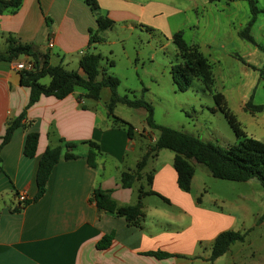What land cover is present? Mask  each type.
Wrapping results in <instances>:
<instances>
[{
  "label": "crops",
  "instance_id": "obj_1",
  "mask_svg": "<svg viewBox=\"0 0 264 264\" xmlns=\"http://www.w3.org/2000/svg\"><path fill=\"white\" fill-rule=\"evenodd\" d=\"M96 1L101 14L114 23L111 29L99 33L98 44L106 43L111 51L128 37L144 41L158 37L169 41L183 32L185 41L199 47L203 54L210 56V52H218L236 60L240 72L249 79L229 87L240 110L245 112L244 106L251 99L258 104L252 91L260 83L259 74L264 68V0H256L262 12L251 29L254 43L244 42L239 35L251 17L249 5L243 0ZM97 29V17L83 0H24L15 13L0 15V52L6 49V38L14 36L37 46L41 54L48 53L52 65L63 66L74 61L79 65L82 55L101 53L95 51L96 45H90V32ZM143 40L139 39V44L143 45ZM26 60L30 59L21 57L19 62ZM58 61L59 64H54ZM13 64L0 62V264H204L209 261L208 252L214 240L233 226V217L205 206L192 190L186 192L179 187L174 153L165 155L160 150L153 159L157 161L163 156L159 165L149 172L143 170L144 176L150 173L153 176L151 187L144 180L130 189L122 186V172L134 171L145 154L143 141H139L142 134L150 132L149 142L157 139L147 122L142 131L135 128L136 138L132 141L108 115L101 97L94 99L76 90L63 100L42 97L27 110L22 121L27 127L20 126L11 140L2 145L7 120L18 118L31 97L30 89L21 85V74ZM246 84L251 85L248 90ZM225 89L221 86L220 92L224 93ZM224 95L229 103L230 95ZM134 110L144 111L139 113L147 117L143 108ZM251 116L262 132L259 137L264 139V113ZM30 132L40 136L35 158L24 154ZM62 140L76 143L73 153L78 157L62 159L53 167L43 197L16 211L23 205L19 195L25 194L26 200L36 196L41 158L47 148L61 145ZM87 142L100 147L94 168L87 162L90 151ZM138 151L140 157L134 166L128 167V155ZM66 152L63 149V154ZM142 185L145 192L151 190L157 195L143 196L144 218L140 226H130L122 217L101 212L91 200L93 190L100 187L110 191L119 205L133 206L138 202ZM105 236L112 237L110 244L100 249L98 245ZM153 252L171 256L147 255Z\"/></svg>",
  "mask_w": 264,
  "mask_h": 264
},
{
  "label": "trees",
  "instance_id": "obj_2",
  "mask_svg": "<svg viewBox=\"0 0 264 264\" xmlns=\"http://www.w3.org/2000/svg\"><path fill=\"white\" fill-rule=\"evenodd\" d=\"M24 0H0V15L10 12L15 13L22 6ZM91 8L92 13L97 17L98 29L90 32V45H97L101 42L99 33L109 30L114 23L101 14V7L96 0H83ZM247 2L250 8L251 17L246 28L239 32L241 40L254 43L251 35V29L256 22L257 17L262 12L258 7L256 0H243ZM48 24L51 20L48 19ZM184 33L178 32L172 36V42L178 50L180 57L179 63L171 68L173 83L180 93L189 90L194 80H200L205 89L211 94L215 101V108L220 112L231 130L236 136V142L222 147L213 142H204L191 134L170 129L166 126L157 124L154 120V109L142 96L141 98L129 96H120L118 89L120 86L119 78L108 75L107 69L102 71L100 67L103 58L100 53L91 52L82 55L79 60V68L83 73L74 70L69 71L61 64L52 65L48 53L41 54L39 48L31 43H23L14 36L6 38V49L0 52V62H19L21 57H28L34 64L32 71L20 72L21 85L28 87L31 92L29 102L23 113L18 118H10L6 122V132L3 137L2 145L8 143L15 130L22 125L26 119L27 110L38 102L42 97H56L63 100L70 96L76 90H82L89 97L100 99L103 88L110 91V99L106 103L108 115L113 117L120 128L125 130L130 140H135L136 130L133 125L126 120L115 116V108L118 104H124L128 108H143L147 112L146 122L148 129L156 131L158 137L154 144L150 143L149 152L144 154L137 164V168L131 172H122L121 183L123 188L130 189L136 182L144 180L148 187L153 182L152 174L143 175V170L147 166L149 155H156L160 150H169L174 153V168L177 174L179 187L186 192H191L194 172H196L189 158H192L197 164L203 165L215 179L249 182L253 179L264 189V143L249 136L242 128L237 116L228 107L226 97L223 93L215 89V74L209 59L201 52L196 45L188 44L184 39ZM113 67L114 64H111ZM264 76V68L261 69ZM48 79L44 84L42 81ZM146 89H144V92ZM245 112L252 115L264 113V104H254L251 99L246 106ZM27 127V126H26ZM143 138H146L142 134ZM148 140V138H146ZM40 136L35 132H30L24 145V154L29 158H35L37 154ZM61 145L47 148L43 154L40 165H38L36 182L37 194L31 200H26L23 205L16 209L20 211L31 203L39 201L46 192L48 181L54 166L62 160H72L78 156L73 153L76 143L61 141ZM90 147L87 156V162L90 168L97 166V157L101 154L99 144L87 142ZM63 149L67 152L63 154ZM1 163V158H0ZM0 172L2 169L0 167ZM144 186L140 187L138 202L133 206L119 205L112 197L110 191H105L100 187L93 190L91 200L96 203L101 212L111 214L125 219L130 226H140L144 218L143 196L157 195L154 191H144ZM165 200V199H164ZM200 201V199H199ZM111 236L103 237L98 247L105 249L109 246ZM245 235L228 230L221 233L212 245L210 261L214 262L223 256L236 242L244 241ZM147 255L157 258H168L171 255L165 252H153Z\"/></svg>",
  "mask_w": 264,
  "mask_h": 264
},
{
  "label": "rangeland",
  "instance_id": "obj_3",
  "mask_svg": "<svg viewBox=\"0 0 264 264\" xmlns=\"http://www.w3.org/2000/svg\"><path fill=\"white\" fill-rule=\"evenodd\" d=\"M139 39L143 40V38L128 37L124 44L117 43L111 50L112 52L110 51L111 47L104 42L96 45L97 50L95 51L101 52L103 58L100 65L102 71L105 68L108 75L115 76L120 80L119 95H127L130 99L143 96L154 109L155 122L161 126L189 133L204 142H213L222 147L235 143L236 136L225 117L220 112L213 110L216 105L215 101L201 83L202 81L194 80L185 93L177 91L173 83L171 68L180 62V57L172 40L166 41L163 38L155 37L143 40L144 44L141 45ZM241 52L243 51L241 50ZM210 53V56L207 53L204 55L213 66L216 78L215 89L218 92L224 85L226 89L223 94L230 95L231 84L235 85L239 81L249 80L245 74L240 72L234 58L226 57L223 53ZM59 63V61L54 62V64ZM111 64L114 66L116 64V67H112ZM63 67L69 71L77 70L83 73L76 61L63 64ZM259 76L260 83L256 84L252 94L255 92V102L263 105L264 76L262 74ZM249 77L251 78V74ZM42 82L47 84L49 80L45 79ZM249 83L251 84V81ZM250 84H246L247 90ZM144 89H146L145 92ZM229 97L228 107L237 116L242 129L252 137L256 136V139H261L260 142L264 143V139L260 138V133H262L260 127L256 126L252 120V114L240 110V104L235 102L231 95ZM237 97L239 96L237 95ZM101 98V102L107 103L110 99V91L103 88ZM114 112L135 128L141 129L140 131L146 125V116L139 113L144 111H135L120 104L117 105ZM151 133L154 138L158 137L156 131ZM143 135L149 138L151 134L147 132ZM137 137L140 138L138 135ZM139 141L142 142L145 154L149 152L150 143H155V140L149 142L145 138H141ZM162 153L171 154L169 150H164ZM139 157V151L129 154L126 165L134 166ZM154 158V155H149L148 169H144V171L149 172L156 168L163 156L157 161H153ZM189 159L196 170L192 184L193 195L201 199L205 206L219 209V211L231 215L234 224L229 230L245 235L244 241L232 244L229 250L214 263L209 259L204 264H264V189L262 186L255 179L249 182L215 179L206 167L197 164L192 158ZM208 254L211 258L210 251Z\"/></svg>",
  "mask_w": 264,
  "mask_h": 264
},
{
  "label": "built area",
  "instance_id": "obj_4",
  "mask_svg": "<svg viewBox=\"0 0 264 264\" xmlns=\"http://www.w3.org/2000/svg\"><path fill=\"white\" fill-rule=\"evenodd\" d=\"M49 47L50 48L53 47V42L49 43ZM13 67L16 72L32 71L34 69V64L31 60H26L24 62H18V63L14 62ZM19 200L20 202L26 201V195L25 194L19 195Z\"/></svg>",
  "mask_w": 264,
  "mask_h": 264
}]
</instances>
